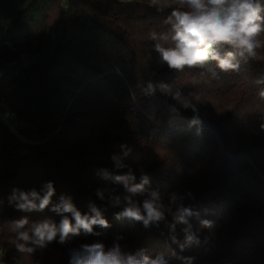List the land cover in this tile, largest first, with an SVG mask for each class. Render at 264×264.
<instances>
[{
  "label": "trees",
  "instance_id": "trees-1",
  "mask_svg": "<svg viewBox=\"0 0 264 264\" xmlns=\"http://www.w3.org/2000/svg\"><path fill=\"white\" fill-rule=\"evenodd\" d=\"M256 2L264 8V0ZM149 3L0 0V69L18 71L8 101L20 121V137L0 127V223L28 215L58 224L62 217L51 206L23 213L8 203L13 189L39 191L51 181L53 203L71 196L82 213L94 203L111 225L95 226L100 236L81 234L30 254L18 252L4 229L0 264H69V249L97 240L111 247L117 237L125 252L162 254L169 264H264V85L256 83L264 48L239 71L217 70L218 79L169 69L148 34L170 30L171 9ZM149 81L178 82L195 112L159 90L145 95ZM122 144L132 149L126 162L136 183L147 174L165 201L172 192L192 193L185 204L199 213L192 219L198 245L181 252L163 223L146 229L117 219L122 209L97 197L106 186L123 191L97 175L127 171L110 159ZM199 220L212 227L200 228ZM175 235L183 239L180 226Z\"/></svg>",
  "mask_w": 264,
  "mask_h": 264
},
{
  "label": "clouds",
  "instance_id": "clouds-1",
  "mask_svg": "<svg viewBox=\"0 0 264 264\" xmlns=\"http://www.w3.org/2000/svg\"><path fill=\"white\" fill-rule=\"evenodd\" d=\"M149 6L161 12L171 9L165 21L171 25L170 30L151 31L148 34L160 62L169 69L178 72L199 69L218 79L217 70L224 73L239 71L242 61L256 57L257 50L264 48V40L260 38L264 34V16L261 15L264 8L256 0H150ZM225 48L228 50L222 53L221 49ZM256 83L264 85V75ZM157 90L195 112V106L183 95L178 82L149 81L142 89L145 95H153ZM261 95L264 96V90ZM195 122L196 117L193 118ZM131 157L132 149L122 144L120 151L113 153L110 159L115 169L127 171L123 174H114L108 169L97 171L101 179L123 187L119 193L117 188L111 186L98 188L97 197L102 201L107 200L112 207L122 209L116 213L117 219L141 222L146 229L153 226L159 228L163 223L172 233V243L181 252L198 245L199 229L192 219L199 217V213L191 205L185 204L187 198H192V193L172 192L165 201L159 190L151 189L147 174L141 175L139 183L135 182L134 170L126 162ZM55 193L51 181L45 182L39 191L12 190L8 203L18 211L41 213L51 206V211L62 217L58 224L51 219L32 220L28 215L0 223V231L7 229L14 235L11 243L18 252L30 254L36 248L44 249L53 242L66 245L81 234L100 236L102 233L94 231L95 226L101 229L111 227L94 203L89 204L88 213H82L71 196L62 194L58 202L53 203ZM178 226L183 233L182 240L175 235ZM199 226L212 227L208 220H199ZM120 239L122 237H117L111 247L97 240L71 248L68 252L69 264H169L162 254L152 258L145 250L125 252Z\"/></svg>",
  "mask_w": 264,
  "mask_h": 264
},
{
  "label": "built area",
  "instance_id": "built-area-1",
  "mask_svg": "<svg viewBox=\"0 0 264 264\" xmlns=\"http://www.w3.org/2000/svg\"><path fill=\"white\" fill-rule=\"evenodd\" d=\"M17 72L12 65L0 69V127L7 133L20 137V121L9 104L8 94L3 92V88L9 84L7 77L16 76Z\"/></svg>",
  "mask_w": 264,
  "mask_h": 264
},
{
  "label": "rangeland",
  "instance_id": "rangeland-1",
  "mask_svg": "<svg viewBox=\"0 0 264 264\" xmlns=\"http://www.w3.org/2000/svg\"><path fill=\"white\" fill-rule=\"evenodd\" d=\"M124 2H130L131 0H122ZM7 80L9 81V84L3 88V92L5 94H8L9 91L11 90L12 86H13V81H14V77L13 76H8Z\"/></svg>",
  "mask_w": 264,
  "mask_h": 264
}]
</instances>
